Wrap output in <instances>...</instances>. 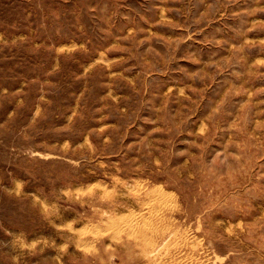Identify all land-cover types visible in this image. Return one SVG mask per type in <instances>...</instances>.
Masks as SVG:
<instances>
[{
  "label": "rangeland",
  "instance_id": "obj_1",
  "mask_svg": "<svg viewBox=\"0 0 264 264\" xmlns=\"http://www.w3.org/2000/svg\"><path fill=\"white\" fill-rule=\"evenodd\" d=\"M143 215L264 264V0H0V264H142Z\"/></svg>",
  "mask_w": 264,
  "mask_h": 264
},
{
  "label": "bare ground",
  "instance_id": "obj_2",
  "mask_svg": "<svg viewBox=\"0 0 264 264\" xmlns=\"http://www.w3.org/2000/svg\"><path fill=\"white\" fill-rule=\"evenodd\" d=\"M152 194V193H151ZM148 195V194H147ZM154 198V197H153ZM157 198V197H156ZM159 199V198H158ZM154 203V202H153ZM153 206V205H152ZM151 210V209H150ZM156 212V210H155ZM154 212V213H155ZM159 212V210H158ZM145 213V212H144ZM148 213V212H147ZM161 213V212H160ZM143 214V213H142ZM151 214V213H149ZM157 214V212L155 213ZM137 216V215H136ZM139 216V215H138ZM137 216V217H138ZM146 216V215H145ZM157 216V215H155ZM155 216H151V217H155ZM130 217V216H129ZM136 217V218H137ZM142 218V215L139 216ZM149 217V215H148ZM160 217V216H159ZM131 218V217H130ZM129 218V219H130ZM134 218V217H133ZM131 218V219H133ZM139 218V219H141ZM143 218L144 215H143ZM126 219L124 222L122 220H117L119 222L114 223V228H115V231H116V225H124V227L128 228L129 230L128 231V236L129 238H131L129 240V242H126L127 243H130V244H124L125 245V250L128 251L129 253V257H133L134 259H137L138 261H141L142 264H176L173 260V256L174 255V251L176 249V244H164L163 246H161V244H147L144 242L145 240V237L147 236L148 237V234L149 232H151L152 230H155V222L152 220V219H147V217L141 222L142 224L137 226V225H134L133 223H131V219ZM137 220V219H136ZM121 221V222H120ZM133 222V221H132ZM138 222V220H137ZM140 223V222H139ZM159 223V222H158ZM116 224V225H115ZM161 224V223H159ZM157 227V225H156ZM160 227V226H159ZM113 228V229H114ZM125 228V229H126ZM123 229V228H122ZM124 229V230H125ZM122 230V231H124ZM122 231H119L118 229V232L121 233ZM116 232V233H118ZM110 233V232H109ZM124 233V232H123ZM122 233V234H123ZM157 233V232H154V234ZM92 234V233H91ZM117 235V234H116ZM119 235V234H118ZM127 238V237H126ZM153 240V239H152ZM151 240V241H152ZM148 241V240H147ZM146 241V242H147ZM150 241V239H149ZM88 249V248H87ZM180 250V249H179ZM193 250V249H192ZM189 252V251H188ZM182 255V254H181ZM178 257V256H177ZM181 260V259H180ZM179 262V259L177 260ZM184 261V260H183ZM182 261V262H183ZM190 262V261H188Z\"/></svg>",
  "mask_w": 264,
  "mask_h": 264
}]
</instances>
